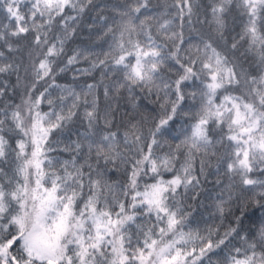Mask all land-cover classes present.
<instances>
[{"label": "snow or ice", "instance_id": "snow-or-ice-1", "mask_svg": "<svg viewBox=\"0 0 264 264\" xmlns=\"http://www.w3.org/2000/svg\"><path fill=\"white\" fill-rule=\"evenodd\" d=\"M0 264H264V0H0Z\"/></svg>", "mask_w": 264, "mask_h": 264}]
</instances>
